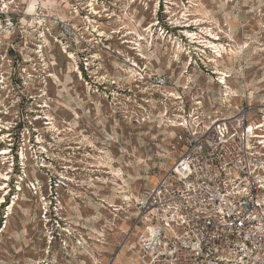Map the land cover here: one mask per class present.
<instances>
[{"label": "rangeland", "instance_id": "374dc122", "mask_svg": "<svg viewBox=\"0 0 264 264\" xmlns=\"http://www.w3.org/2000/svg\"><path fill=\"white\" fill-rule=\"evenodd\" d=\"M68 3L70 8L77 5L79 14L72 8L71 13ZM53 7L54 33L65 34L62 23L71 19L76 31L90 37V45L86 48L83 40L79 43L73 37L72 47L78 51L72 59L63 50V41L50 38L52 46L45 49L49 67L44 69L49 73H39L35 88L27 89V94L26 87L11 86L10 78L7 85H0V108L5 104L10 110L4 118L14 123L19 118L29 125L34 123L40 146L49 150L40 149L43 154L28 166V176L21 183L23 190L17 192L19 199L10 201L9 223L0 228V264H132L128 246L137 236L125 237L134 223L133 196H138L142 186L152 184L175 156L170 146L175 129L162 125L158 109L157 113L149 112L142 99L148 81L132 80L141 71L132 60H138L140 68L145 65L149 74L172 67L183 80L192 71L189 67L184 73L187 57L178 47L187 44L196 48L197 59H203L198 63L201 71L197 70L201 87L211 88L216 94L219 85L216 80L207 82L205 66L210 71L219 64L218 68L232 73L228 84L237 93L251 95L261 103L264 0H55ZM157 19L174 24L168 26L171 31L166 40L153 43L152 50L143 48L149 59L140 60L133 42L138 35L148 39L146 29ZM187 33L194 37L193 42L184 38ZM204 42H212L217 48L205 49L200 46ZM146 45L149 43L142 42V47ZM217 49H221V56ZM14 51L25 54L20 47ZM82 52L90 61L86 70L81 67L82 77L95 73V81L115 88L113 101L110 89L104 90L107 95L97 94L94 87L84 85L78 70L70 72L84 62ZM177 61L181 63L176 65ZM146 115L154 121H144ZM12 129L15 134L19 127ZM2 162L0 156V174L12 168ZM18 170L15 166L10 171L11 186L12 180L17 182ZM60 175L64 184L58 183L50 191L48 179ZM37 181L39 188L32 189L30 185H37ZM120 188L125 192L118 193ZM55 194L61 199V228L66 231L59 232L55 223L53 238L50 230L54 222L46 224L41 208L42 195L52 199Z\"/></svg>", "mask_w": 264, "mask_h": 264}, {"label": "built area", "instance_id": "2783aa9c", "mask_svg": "<svg viewBox=\"0 0 264 264\" xmlns=\"http://www.w3.org/2000/svg\"><path fill=\"white\" fill-rule=\"evenodd\" d=\"M31 1H34L33 10L29 8ZM54 5L55 0H0L1 86L7 85V78H10L11 86L15 89L26 87L27 94V89L35 88L37 78L41 76L39 73H49L44 69L49 67L45 49L50 50L52 46L50 38L63 41V50L72 59L78 51L72 47L75 43L73 37L79 43L83 40L86 48L90 45V37L77 32L71 19L61 21L64 38L60 32L59 35L54 33L56 25L51 19ZM70 5L68 3L67 9L72 8L79 14L81 9L77 5L70 8ZM171 24L174 23H161L157 19L146 29L148 39L138 35L133 49L140 60L149 59L143 48L152 50L153 43L166 40ZM183 36L190 41L194 39L189 33ZM144 41L149 45L142 47ZM19 47L26 55L15 53ZM191 47L187 44L178 47L187 57L184 73L189 72V67L192 71L183 80L172 71V67L149 74L145 65L140 68L138 60H132L133 66L141 70L132 80L148 81L144 89L146 96L142 99L149 112L157 113L155 110L158 109L162 125L175 129L170 142L171 150L175 151L172 163L152 184L142 186L132 201L134 223L125 237L137 236L136 242L128 246V251L133 254L132 264H264V101L260 103L251 95L229 91L232 86L228 79L232 73L226 72L227 76L220 77L214 73L216 68L209 71L205 66L207 82L216 80L219 85L216 94L211 88L201 87L197 70L201 71L198 63L203 59L200 55L197 59L198 51ZM79 48L81 52V46ZM174 54L175 58L178 57L175 50ZM81 56L84 62L77 63L73 70H78L85 86L90 85L94 92L105 95L104 90L110 88L104 81H95V73L82 77L81 67L86 70L90 61L84 52ZM179 63L177 61L176 65ZM222 78L225 80L218 81ZM86 90L89 93V89ZM115 90L108 91L111 101ZM8 115L10 110L4 104L0 108V152L6 148V153L0 156L12 168L4 173L5 177H0V195L4 196V201L0 202L2 229L7 227L6 218L12 214V209H8L10 201L17 200V192L23 190L21 183L28 176V166L43 154L40 149L47 150L40 146L42 142L38 141L39 133L34 123L29 125L21 118L14 123L4 118ZM47 119L49 124L54 123L50 117ZM151 119L146 115L144 121H154ZM16 126L19 129L14 134L12 128ZM15 166L19 169L17 182L12 180L11 186L10 171ZM63 181V175L53 176L48 179V188L52 191L58 183L63 185ZM30 186L39 188V183ZM42 196L41 209L46 224L52 221V227L56 223L59 232L66 231L61 225V199L56 194L52 199ZM50 235L56 236L54 227Z\"/></svg>", "mask_w": 264, "mask_h": 264}, {"label": "bare ground", "instance_id": "6f19581e", "mask_svg": "<svg viewBox=\"0 0 264 264\" xmlns=\"http://www.w3.org/2000/svg\"><path fill=\"white\" fill-rule=\"evenodd\" d=\"M34 6V1H31V3H30V10H33V7ZM192 42H193V40H192ZM205 43V45H204V47H206V48H209V47H212L211 48V50L213 49V48H217V46H215L212 42H208L209 44H207V42H204ZM207 44V45H206ZM210 45V46H209ZM196 48H194L193 50H195ZM223 51V50H222ZM217 52H219V54H217L218 56H221L222 54H220V52H221V49H217ZM69 56H72V54H70ZM211 61H215L214 59H211ZM219 64H217L216 65V70L214 71V73L215 74H220V77H224V76H227V74H225L227 71H224V70H221L220 68H218L219 66H218ZM70 72H74V70L72 69V70H70ZM71 74V73H70ZM223 80H225V79H223L222 78V80H218V81H223ZM229 91H235L232 87H230V89H229ZM162 121V120H161ZM4 153H6V148H5V150H3L2 152H0V155H2V154H4ZM6 176V174H0V177H5ZM118 193H124L125 192V190H122L121 188L120 189H118V191H117ZM128 195V194H127ZM1 197H0V202H3L4 201V196L3 195H0ZM121 196V195H120ZM119 196V197H120ZM16 197H18V195H16ZM133 197H137L136 195L135 196H133ZM16 199V198H15ZM18 199V198H17ZM25 200H27V199H25ZM15 203H16V201H14ZM10 206V205H9ZM9 209V208H8ZM118 210V209H117ZM7 222V221H6Z\"/></svg>", "mask_w": 264, "mask_h": 264}, {"label": "flooded vegetation", "instance_id": "af4514ba", "mask_svg": "<svg viewBox=\"0 0 264 264\" xmlns=\"http://www.w3.org/2000/svg\"><path fill=\"white\" fill-rule=\"evenodd\" d=\"M100 76H101V74H100ZM103 89H105V87H103Z\"/></svg>", "mask_w": 264, "mask_h": 264}, {"label": "snow or ice", "instance_id": "6c2138e0", "mask_svg": "<svg viewBox=\"0 0 264 264\" xmlns=\"http://www.w3.org/2000/svg\"><path fill=\"white\" fill-rule=\"evenodd\" d=\"M5 7H6V5H5Z\"/></svg>", "mask_w": 264, "mask_h": 264}]
</instances>
